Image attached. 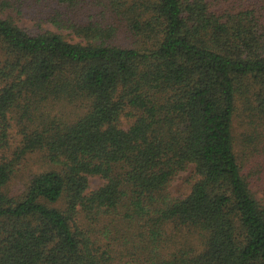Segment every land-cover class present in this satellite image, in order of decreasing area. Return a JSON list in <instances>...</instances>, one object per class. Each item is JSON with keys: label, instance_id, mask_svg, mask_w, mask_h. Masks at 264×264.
Instances as JSON below:
<instances>
[{"label": "trees", "instance_id": "obj_1", "mask_svg": "<svg viewBox=\"0 0 264 264\" xmlns=\"http://www.w3.org/2000/svg\"><path fill=\"white\" fill-rule=\"evenodd\" d=\"M0 264H264V0H0Z\"/></svg>", "mask_w": 264, "mask_h": 264}, {"label": "rangeland", "instance_id": "obj_2", "mask_svg": "<svg viewBox=\"0 0 264 264\" xmlns=\"http://www.w3.org/2000/svg\"><path fill=\"white\" fill-rule=\"evenodd\" d=\"M18 25L23 28L26 29L29 32H33V30H36L34 28V22L28 20V19H22L18 22ZM41 28L46 29V30H50L53 32H59L61 35L64 36V38L69 41V42H77L78 40L73 36L70 35L69 31H58L55 28H53L51 25L49 24H43L41 25ZM45 169L42 161L40 160V157L35 155V156H31L29 158H27V160L25 161V163H23V166H21L20 171L23 170V177H20L19 180H14L11 188L15 191H18L19 189V185L21 183V180L25 179V177L29 178L31 176H34L35 174H37L38 172H41ZM186 173H181L170 185V192L172 195L174 196H181L182 193L186 192L187 186L185 185V178H186ZM102 185V181L99 178H91L90 179V187H89V191L93 190L95 188H98L99 186Z\"/></svg>", "mask_w": 264, "mask_h": 264}]
</instances>
